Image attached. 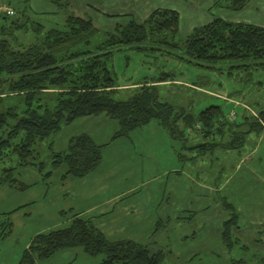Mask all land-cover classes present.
Here are the masks:
<instances>
[{"label":"rangeland","instance_id":"374dc122","mask_svg":"<svg viewBox=\"0 0 264 264\" xmlns=\"http://www.w3.org/2000/svg\"><path fill=\"white\" fill-rule=\"evenodd\" d=\"M21 1L12 0L14 7L0 1V12H3L4 7H10L13 14L8 17L20 18L17 10H22L19 3ZM68 1L27 0L26 13L23 14L26 27L29 28L32 22H37L43 29H60L67 15L74 14L91 19L97 33L92 37L90 44L95 46L106 39L108 32H114L115 27L124 26L131 18L141 21L144 12L152 10L160 0H138L146 1L138 6L134 5L138 3L137 0H114L116 4H110V0ZM168 1L164 0L162 5ZM130 2L132 5L129 6ZM73 5L83 7L84 15H78L72 8ZM134 6H137L136 9L144 7L141 14L132 11L129 13H132L131 17L123 14L134 9ZM120 11L123 13L120 14ZM212 13L216 16L215 9H212ZM179 23L177 40L189 32L185 20H180ZM14 35L15 42H20L23 46L33 42L35 36L31 31L25 33L21 30L14 32ZM10 42L15 46V42ZM133 46L135 45L118 46L107 59L106 66L120 90L114 94L116 99L123 100L128 97L132 93L131 89L145 81L150 84L149 81L167 75V81L157 84L158 99L177 108L183 107L186 112L195 114L208 105L216 104L220 107L224 119H228V115L233 112V121L239 123L244 114L250 117L264 106V58L207 63L187 57L182 47L171 49L156 46V43L149 41L143 42L138 49ZM191 84L194 86H190ZM245 104L249 108H246ZM16 107L20 109L24 104L17 103ZM116 128V121L102 113L79 116L67 125H61L56 134L34 143L37 155L34 165L23 166L15 172L16 178L29 186L23 190L13 186L0 187V264H15L33 235L68 224L66 214L60 212L62 206L73 198L72 195L64 194L69 185H62V175L66 167L62 164L52 167L51 153L65 151L69 138L80 133L91 134L97 144L106 140L111 143L113 140L106 138L112 135ZM136 128L134 132L160 130L159 135L153 133L145 137L147 143H155L157 151L153 158L142 157L137 141L130 136V143L125 138L133 130L110 146L109 149L113 151H121L125 145L128 146L125 157L130 161V166L134 167V173L141 169L137 174H140L143 181L136 193L122 196L123 203L117 202L114 211L119 213L118 208L127 205V201L141 197L146 199H141L146 203L145 210L141 215L140 210L137 213L129 212L121 217L119 224L118 220L113 221L111 213L105 214L106 226L103 224L101 228L107 236L105 238L111 241L131 239L147 245L151 250L167 251L162 264H264V238L254 233L255 228H259L257 221L264 218V130L246 134L240 148H217L199 155L195 149H182L183 143L170 138L155 120ZM187 131V146L203 141L200 134L189 129ZM105 147L106 144L100 152L101 160L95 167L100 168L91 177L85 178L86 185H90L93 176H107L109 169L105 165L109 160L112 161V157L111 152L103 150ZM176 152L184 154L186 159L179 161ZM39 163H42L41 168L37 166ZM142 165L146 166L147 171ZM172 166L176 171L161 176L163 167L169 169ZM69 178L77 180L76 177ZM130 182V179L126 178L122 185L127 186ZM115 190L117 188H111L107 192ZM157 205L174 220L164 216ZM175 208L176 211L172 215ZM260 212L261 216L257 214ZM69 213L72 215L73 212L70 210ZM233 213L236 214L233 230H238L239 240L233 232L235 241L227 249L220 237V240H217L211 231L217 224L221 228L222 221L230 219ZM143 214L148 217H141ZM5 218L9 219L11 228L6 226ZM261 231L260 233H264L263 227ZM179 235L183 250L195 252L202 249L187 260L184 254L183 257L170 256V248L179 242ZM248 236L255 242L244 240V237ZM205 241L209 243V249L204 245ZM220 244L221 250H218ZM102 257L90 256L79 247L62 248L48 259H38L35 264H97Z\"/></svg>","mask_w":264,"mask_h":264},{"label":"trees","instance_id":"16d2710c","mask_svg":"<svg viewBox=\"0 0 264 264\" xmlns=\"http://www.w3.org/2000/svg\"><path fill=\"white\" fill-rule=\"evenodd\" d=\"M0 1L13 6L12 0ZM248 1L216 0L212 6L242 10ZM26 2H19L20 18L10 19L0 12V186L19 190L27 187L16 178L15 172L34 165L37 157L34 143L56 134L61 125L79 116L102 113L114 119L118 127L110 140L125 137L136 127L155 120L170 138L183 143L182 149H195L199 155L217 148H240L246 134L259 133L264 128V106L250 117L244 114L235 123L233 117L224 119L216 104L194 114L160 101L157 84L167 81V75L149 81L150 84L145 81L131 89L128 97L116 99L114 94L120 90L106 66L116 47L134 44L133 48L138 49L146 41L171 49L182 47L187 57L207 63L263 59L264 26L213 16L211 22L194 27L189 35L177 40L178 12L155 8L142 21L131 19L108 32L104 41L91 46L97 31L90 19L69 14L60 29H43L37 22L27 28L23 18ZM17 30L31 31L35 35L33 42L26 46L16 43ZM17 103L24 107L19 109ZM188 129L200 134L203 141L187 146ZM67 143L65 151L51 153L52 167L60 164L66 167L63 178H80L100 162L104 144H97L86 133L69 138ZM176 157L181 162L186 159L181 152H176ZM41 164L37 166L41 168ZM67 223L60 229L33 235L15 264H35L38 259H48L56 251L72 247H81L90 256H103L97 264H162L167 254L131 239L108 240L90 218L78 217L76 213H72ZM235 223V213L221 223L220 239L227 249L235 241ZM5 224L11 228L8 218Z\"/></svg>","mask_w":264,"mask_h":264},{"label":"crops","instance_id":"0c3cea01","mask_svg":"<svg viewBox=\"0 0 264 264\" xmlns=\"http://www.w3.org/2000/svg\"><path fill=\"white\" fill-rule=\"evenodd\" d=\"M124 1H126V0H124ZM215 1L216 0H169L167 3H165V5H162V2H164V0H160L159 3L155 7H153V9H155V8H164V9L168 8V9L177 11L178 12V22L177 23H178L179 27H180L179 21L185 20L186 23H188L186 29L189 30V32L194 27H200V25H204V24L211 22V18L214 16V14L212 13V9L216 10V16L221 18L222 20L225 19V20L231 21V22L235 21V22H241V23H245V24L249 23V24H253L256 26L257 25L264 26V0H249L245 4V7L242 8V10H234V11L227 9L226 7H224V5H222L221 7H213L212 5ZM136 2H138V3H135L134 5L138 6V5H142V3H145L146 1L139 2L137 0ZM109 3L110 4H116L117 2L115 3L114 0H110ZM68 5H69V7H71L69 1H68ZM130 5H132V2L129 3V6ZM137 6H134V9H130L128 13H123L121 11L119 13L120 14L123 13L125 15H128L129 17L133 16L132 13L129 14L131 11L133 13L141 14L144 7L142 6L141 8L136 9ZM72 8L75 9V11L78 15H82V14L84 15V13H83L84 8L83 7L79 8L78 6L73 5ZM153 9L150 11L144 12V14L142 15V20L145 17H147V15L150 14V12L153 11ZM119 13H116V14H119ZM75 16H77V15H75ZM78 17H80V16H78ZM134 21H136V20H134ZM136 22H140V21H136ZM91 23H92V21H91ZM189 32L187 33V35H189ZM187 35H185V36H187ZM190 86H194V85L191 84ZM227 99L229 100V98H227ZM224 100H226V99H224ZM246 105L247 104H245V107L249 108V106L248 105L246 106ZM116 124H117V122H116ZM147 124H148V122H147ZM117 127H118V125H117ZM116 130H117V128H116ZM262 130H264V128ZM134 131L135 130L131 131L130 135L125 137L126 140L131 143L130 138L132 137L133 140L137 141L138 149L142 153L141 156L145 157L147 159L153 158L154 153L157 151L156 148L154 147L155 143L151 142V141L147 143L145 137H149L150 135H153V133L159 135L160 130L157 131L155 129H148L147 131L140 130L141 132H138L139 130L136 132H134ZM87 135L89 137H91L93 140V137L91 134H87ZM110 137H111V134L106 139L109 140ZM119 139H120V137H117V138L113 139V141L111 143L107 140L105 142L98 143L100 145L106 144V147L103 150H105V151L108 150V152H111L112 161L109 160L105 165L106 168L109 169L107 176H104L103 178H100L98 176H93L90 179L91 180L90 185H86V183L84 181L85 178H89L92 176L93 173H96L98 171L97 169L100 168V166H99L97 168H94L87 175H84L80 178H77V180H71L69 177L62 178L63 181L62 180L61 181H62L63 186H67L69 184L67 187V191H65L66 193H64V194L69 195V196L72 195V197H73L69 202H66L60 210V212H62V214H66V216H67L66 220L67 221L71 218L70 217L71 215L69 213L71 210L73 213H76V215L78 217L90 218L93 225L96 228H98L101 233H103L101 228H102L103 224H104V226H106V222L104 221L105 214L111 213L113 215L112 216L113 221L118 220L119 222L117 224H119L121 222L120 221L121 217H124L129 212L137 213L140 210L141 211L140 215H141L142 211L145 210L144 205L146 203L142 202V200H141V199H145V198L141 197L139 199H134V200L130 199L129 201H127V203H126L127 205H123L120 208H118L120 211L119 213L117 212V210L114 211L115 205L117 202L123 203L121 201V200H123V198H122L123 195H125L127 193H130V194L136 193L138 191L139 186L143 183L142 179L140 178V174H137L141 169H139L137 173H134V167L130 166L131 165L130 161L127 160L125 157L128 153V151H127L128 146L125 145V148L121 151L117 150V149H114V151H113V149H109L110 146L116 140H119ZM123 165H125V166L122 167ZM116 166H119V168H116ZM159 166H160V164H159ZM143 168H144V170H146L145 165L143 166ZM65 170H66V168H65ZM65 170H64V172H65ZM172 171H176V168L174 166L170 167L169 169L163 167L161 169L160 173L162 174L161 176H163V175H166L167 172H172ZM126 178H129L131 182H130V184H127V186H123L122 183ZM4 186L7 188H11L7 185H1L0 187H4ZM111 188L112 189L117 188V190H115L114 192H107ZM145 201H146V199H145ZM157 208L162 210V214L164 216L171 218L168 214H166V212L164 211V209L162 207H158V205H157ZM175 211H176V208L174 209L173 214L172 213L171 214L174 215ZM257 214L259 216L262 215L261 212L257 213ZM141 217H148V215L143 214ZM134 218L139 219L137 217H134ZM152 220L153 219L151 218V221ZM172 220H174V219H172ZM137 222L138 221H136V223ZM257 222H258L259 228L256 227L254 230V233H256V236H258V237L260 236V237L264 238V233H260V232H262L261 227L264 228V218L262 219V221H257ZM216 226L217 227H215V229H213L211 231V234L213 233L212 235L215 236L218 240L220 237L221 228H219L218 224ZM173 228H171V229H173ZM58 229H60V228H58ZM233 232L236 233L235 234L236 238H238V230H233ZM39 233H44V232H39ZM103 234L105 236V233H103ZM207 235L208 234H206V236ZM105 237H107V236H105ZM180 237H181L180 235L177 236V241H179ZM238 240H239V238H238ZM244 240L255 242V240L250 236L244 237ZM180 243H182V242L179 241L178 243L175 244V246L173 248H170V250H171L169 253L170 256H173L176 258V257H183V254H184L185 255L184 257H186L185 260H187L188 257L190 258L191 256L196 255L197 253H199L200 249H202V248H200V249H198V251H195V252L185 251L182 249ZM204 245H207V249H209V243L208 242L205 241ZM72 248H74V247H72ZM79 248L82 251V248L81 247H79ZM66 249H70V248H66ZM213 249H215V248H213ZM217 249L221 250V244H220V246L217 247Z\"/></svg>","mask_w":264,"mask_h":264},{"label":"built area","instance_id":"2783aa9c","mask_svg":"<svg viewBox=\"0 0 264 264\" xmlns=\"http://www.w3.org/2000/svg\"><path fill=\"white\" fill-rule=\"evenodd\" d=\"M6 13V14H8V15H11V14H13V9H11L10 7H4V9H3V13ZM233 115H234V113L233 112H231L229 115H228V118L229 119H231L232 117H233ZM196 128H198L199 127V125H197V124H195L194 125Z\"/></svg>","mask_w":264,"mask_h":264}]
</instances>
